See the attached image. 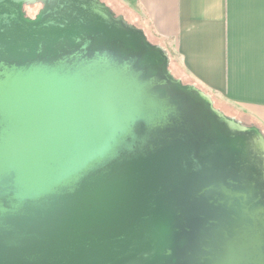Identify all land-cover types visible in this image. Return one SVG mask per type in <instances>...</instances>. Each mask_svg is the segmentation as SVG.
Returning a JSON list of instances; mask_svg holds the SVG:
<instances>
[{"label":"water","instance_id":"water-1","mask_svg":"<svg viewBox=\"0 0 264 264\" xmlns=\"http://www.w3.org/2000/svg\"><path fill=\"white\" fill-rule=\"evenodd\" d=\"M0 264H264V131L102 0H0Z\"/></svg>","mask_w":264,"mask_h":264},{"label":"crops","instance_id":"crops-1","mask_svg":"<svg viewBox=\"0 0 264 264\" xmlns=\"http://www.w3.org/2000/svg\"><path fill=\"white\" fill-rule=\"evenodd\" d=\"M109 1L173 47L176 77L264 131V0Z\"/></svg>","mask_w":264,"mask_h":264},{"label":"trees","instance_id":"trees-1","mask_svg":"<svg viewBox=\"0 0 264 264\" xmlns=\"http://www.w3.org/2000/svg\"><path fill=\"white\" fill-rule=\"evenodd\" d=\"M105 1H107L109 4L111 3L109 0H105ZM110 5H112V4H110ZM112 7L114 8V10L118 13V14H121L120 12H119V9L118 8H116L115 6H113L112 5ZM126 18V17H125ZM130 23H133V22H131L130 20H129V18L127 17L126 18ZM137 26V25H136ZM145 32H146V34H147V36H148V38H149V40L152 42V43H154V44H161L160 42H162V44H161V46L162 47H164V49L166 50V52L168 53V55H169V58H170V69H171V71H172V73L174 74V75H176V76H178V74H177V65H178V60H177V55H176V53H175V51H174V49H173V47H171V45L169 44V43H167L165 40L163 41V39H161V37L154 31V30H152V29H147V30H145ZM184 81V80H183ZM184 83H190V82H185L184 81ZM213 99H214V103H215V106L216 107H218L219 109H221V110H223L224 112H225V110L224 109H222V108H220L219 106H217V99H215L214 97H213ZM227 115H230V116H236V118L238 119V120H240V121H242L244 124H246V125H252V123L248 120V119H246V118H244L243 116H241V115H238V114H235V115H231V114H229L228 112H225ZM258 127H260L259 125H257ZM261 128V127H260Z\"/></svg>","mask_w":264,"mask_h":264},{"label":"rangeland","instance_id":"rangeland-1","mask_svg":"<svg viewBox=\"0 0 264 264\" xmlns=\"http://www.w3.org/2000/svg\"><path fill=\"white\" fill-rule=\"evenodd\" d=\"M117 8V7H116ZM36 11H37V8H29V12L30 13H32V14H35L36 13ZM177 74H179L178 72H177ZM185 82H190L191 83V81H190V79H188V78H185L184 77V79H183ZM215 98V97H214ZM215 99H217V98H215ZM217 106H219L220 108H222V109H224L225 110V112H228L229 114H233V115H235V114H238L239 115V113H237V111H235L233 108H231L229 105H227V104H225V103H223L221 100H219V99H217ZM230 116V115H229Z\"/></svg>","mask_w":264,"mask_h":264},{"label":"flooded vegetation","instance_id":"flooded-vegetation-1","mask_svg":"<svg viewBox=\"0 0 264 264\" xmlns=\"http://www.w3.org/2000/svg\"><path fill=\"white\" fill-rule=\"evenodd\" d=\"M104 3H106L117 15H119L115 10H114V8L112 7V5H110L107 1H105V0H102ZM43 7V4L42 3H40V2H38V3H36L35 5H33V6H24V11H25V15H26V17H30V18H35L36 17V15L38 14V12H39V10L41 9ZM29 8H37V11H36V13L35 14H32V13H30L29 12ZM149 39V38H148Z\"/></svg>","mask_w":264,"mask_h":264}]
</instances>
